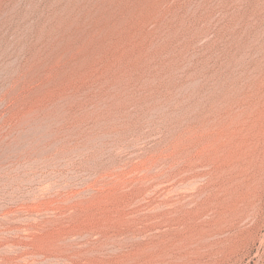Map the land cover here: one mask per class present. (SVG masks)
Returning a JSON list of instances; mask_svg holds the SVG:
<instances>
[{
	"label": "rangeland",
	"instance_id": "obj_1",
	"mask_svg": "<svg viewBox=\"0 0 264 264\" xmlns=\"http://www.w3.org/2000/svg\"><path fill=\"white\" fill-rule=\"evenodd\" d=\"M0 264H264V0H0Z\"/></svg>",
	"mask_w": 264,
	"mask_h": 264
}]
</instances>
